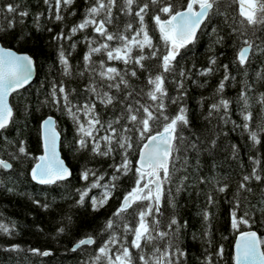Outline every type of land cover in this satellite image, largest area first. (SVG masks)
Listing matches in <instances>:
<instances>
[{"label":"trees","instance_id":"16d2710c","mask_svg":"<svg viewBox=\"0 0 264 264\" xmlns=\"http://www.w3.org/2000/svg\"><path fill=\"white\" fill-rule=\"evenodd\" d=\"M173 2L182 5L186 0ZM10 3L19 4L20 10H27L29 16L20 23L21 18L16 15L15 27L8 28L13 14L6 11L0 13V26L4 28L0 31V43L5 48L28 54L34 61L36 74L28 87L12 95V122L7 130L0 133V159L13 164L12 169H0V224L6 225L10 230L9 233L0 232V264H91L98 247L110 234L104 231L106 222L114 218L113 214L119 208L123 197L134 187L136 161L141 145L135 142L134 137V147L128 154L132 170L127 175L117 174L119 178L114 182L116 187L112 189L111 198L102 208L93 211L91 197L100 199L105 191L103 187L91 189L84 203L78 204L80 191L95 179L90 176L85 181L81 179V173L85 169H91L97 176L103 175V180L100 181L102 185L109 184L114 171L110 165L119 163L121 155L117 150L113 154L114 158L99 157L92 154L90 147L79 148L77 122L65 111L62 102L60 105L52 103L53 85L63 84L69 93V99L78 106L87 100H93V94L85 89L93 82L98 87L104 83L97 74L99 62L103 60L106 66L118 69L127 67L129 71L135 68L137 76H129L130 83L136 91L141 88L147 91L146 77L160 71L159 61L145 60L146 68L140 69L134 64L125 65L120 60L109 61L106 53L102 52L92 56L94 64L91 68H95L97 72H93L91 68L85 71L83 57L89 50L88 40L95 39L96 43L92 45L95 47L104 43V39L94 33L91 27L78 31L71 39L56 40L54 37L61 32L65 36L70 35V29L84 18L91 0L88 3L86 0H75L71 7L62 8L63 21L49 19V16L54 15V9L49 12L43 0H0V8ZM118 3L122 5L123 0H118ZM237 11L236 4L230 5L229 0H221L220 14L212 15L206 21V26L202 25L194 42L181 48L176 58V67L187 74V78L183 80V91L186 95L182 103L187 108L191 127L184 130V136L188 141L197 142L196 149L190 148L187 142L181 145L180 159L175 165L177 170L172 174L171 182L164 185L167 199L174 200L175 207H164L163 215L159 217L164 230H167V223L173 215L181 224L176 236L170 237L184 252L179 257V264H208L209 261L210 264H232L233 243L236 235L242 231L253 230L264 240V179L250 182L249 186L253 189L251 193L239 194L240 205L235 209L237 217L244 216L247 212L250 225L241 224L239 229H233L231 220L238 185L254 166L251 158L258 159L259 169L264 170V137L260 145L253 146L247 132L238 127L234 128L233 124L240 125L244 122L241 117L242 102L238 99L242 89L247 91L249 97V111L254 116L253 126L264 120V112L258 103L260 94L264 93V79L257 76V73L264 74V55L252 56L251 64L246 68L234 63L240 38L231 29H246V26L241 27ZM154 12L155 9L149 11L145 22L153 43L163 53L167 46L151 19ZM113 14V23L107 25L109 32H121L131 36L139 27L135 17L125 15L117 9H113ZM129 22L133 24V31L125 32V25ZM214 28L216 32H213ZM247 32L252 36V29H247ZM218 37H223V40L217 42ZM252 38L256 44H261L264 39V26H258ZM108 43L113 48L120 44L115 40ZM61 50L68 57L69 75L64 74V67L60 63ZM144 54H148L147 48ZM131 55H139V50L133 48ZM213 58L216 60L215 65L210 64V59ZM223 65H228L230 77H235L225 82L222 94L232 102L227 122L220 118L223 115L222 110L208 116L210 105L220 99L217 88L225 75ZM209 67L214 69L211 73L200 74ZM174 79H180L178 73L169 75L166 82L171 96L178 94L176 84L172 82ZM112 94L117 95L115 90H112ZM165 104L166 114L169 116L175 115L180 106L167 100ZM96 111L100 114V119L106 122L120 114V106L105 108L97 102ZM78 115L83 122V113ZM48 116L55 119L56 129L60 134L61 157L72 175L64 182L37 186L30 180L29 172L41 153L40 123ZM162 123L156 125L153 131L162 130ZM104 134L103 131L100 133ZM21 142L27 150V156L18 153ZM103 144L101 141L102 147ZM233 145L236 146L235 152ZM13 155L17 158L13 159ZM261 175L264 176V171H261ZM184 177L187 179H183ZM201 178H204V183L200 182ZM223 184L228 185L227 190L217 191ZM177 187L181 188L179 192ZM209 195L213 197L212 204L208 202ZM137 207L133 205V208L123 214L121 227L116 229L118 234H122L123 222L135 226L138 217L134 214V209ZM205 212L209 214L208 220L204 218ZM61 228L64 229L63 232L59 231ZM88 236L93 237L96 243L71 251L74 244ZM131 238L130 235L127 237L129 243ZM159 244L163 247L166 241H160ZM13 246L18 248L13 250ZM118 248L119 244L113 247V252ZM220 248H223L222 256L217 255ZM31 249H38L41 253L48 251L50 255L43 256ZM261 250L264 251V246ZM131 251L135 256L136 250ZM145 251H150V248Z\"/></svg>","mask_w":264,"mask_h":264},{"label":"snow or ice","instance_id":"6c2138e0","mask_svg":"<svg viewBox=\"0 0 264 264\" xmlns=\"http://www.w3.org/2000/svg\"><path fill=\"white\" fill-rule=\"evenodd\" d=\"M74 2L75 0H43V3L48 6L49 12H53L54 9V15L49 16V19L54 18L55 21H63L62 8L71 7ZM220 3L221 0H186L184 4L179 5L173 0H123V4L119 5L118 0H91L86 8L84 18L70 29V35L65 36L61 32L54 37L56 40L71 39V36L78 31L91 27L94 33L104 39V43L95 47L92 46L96 43L95 39L88 40L89 50L83 57L85 71H88L94 64L93 54L102 52L106 53L109 61L120 60L125 65L134 64L140 69L146 68L145 60L157 59L159 61L158 68L160 71L155 75L149 74L146 77L147 91L144 88L136 91L130 83L128 77L137 76L135 68L131 71L127 67L118 69L113 66H106L103 60L99 62L97 74L104 83L98 87L93 82L85 89L93 94V100H87L78 106L69 99V93L63 84L53 85L52 103L60 105L62 102L65 111L77 122L79 148L89 149L90 147L92 154L99 157L114 158L113 154L117 150L121 155L119 163L110 165L114 171L109 184L102 185L100 181L103 180V175L97 176L96 172L91 169H85L81 173V179L85 181H88L90 176L95 177V179L88 187L80 191L78 204L84 203L91 189L103 187L105 191L100 199L91 197L92 210L98 211L102 208L111 198L112 189L116 187L114 182L119 178L117 174L127 175L132 170V162L128 154L134 147V137L135 142L141 145L139 158L136 161L134 187L123 197L120 207L113 214L114 218L106 222L104 231L110 234L98 247L91 264H179V257L184 255V252L170 238L175 237L178 233L181 227L180 222L173 215L167 223V230H164L161 227L162 221L159 219L163 215L164 207L168 205L175 207L174 200L169 201L167 199L164 185L171 182L172 174L177 170L175 165L180 159L181 145L187 142L190 148H197L196 141H188L184 136V130L191 127L187 108L182 103L186 95V92L183 91V80L187 78V74L183 69L176 67L178 64L176 58L181 48L193 42L201 26H206V21L210 20L212 15L220 14ZM229 4L238 6L239 23L242 28L246 26L244 31L236 27L231 29L232 33H238L240 38L234 63L241 68H246L251 64L252 56L264 55V39L261 40V44H256L252 38L255 36L257 27L264 26V0H229ZM113 9L136 18L139 27L134 30L131 36L121 32L108 31L107 25L112 24L115 19ZM151 9H155L151 19L167 46L163 53L153 43V38L149 34L145 22V17ZM5 11L8 14H13L12 19L8 22V28L15 27L16 15L21 18L20 23H23V18L29 16L27 10H20L19 4L10 3L0 8V13ZM36 22L38 24L39 15L36 17ZM247 29H252V36L248 35ZM3 30V26H0V31ZM131 31H133V24L129 22L125 25V32ZM213 32H216L215 28ZM114 40L120 42L118 47L113 48L108 43ZM222 40L223 37H218L217 42ZM133 48L139 50V55L135 57L131 55ZM146 48L148 49L147 55L144 54ZM59 59L64 67V74L69 75L70 65L63 50L59 52ZM210 64L215 65L216 60L210 59ZM228 67V65H223L225 75L217 88L220 99L210 105L208 113V116L211 117L213 112L220 113L222 110L223 115L220 118L226 122L229 118L228 110L232 102L224 98L222 94L225 89V82L229 79H235V77H230ZM33 69L34 62L30 56L18 55L11 49L0 46V133L7 130L13 117L12 109L7 103V97L31 80ZM91 70L97 72L95 68H91ZM213 70L209 67L200 74L206 75ZM177 73L180 79H174L172 82L176 84L178 94L171 96L166 87V82L169 75ZM257 76L264 79V74L257 73ZM112 90H115L117 95H113ZM121 93L122 95H119ZM238 99L242 102L241 117L244 122L240 125L233 122L234 128L238 127L247 132L253 146L260 145L262 137H264V120L255 127L253 126L254 116L249 111L247 91L242 89ZM142 100L144 102H141ZM166 100L172 104L180 105L175 115L166 114ZM97 102L105 108L119 105L120 114L114 119L102 121L100 114L96 111ZM258 103L261 104V111L264 112V93L260 94ZM81 112L85 117L83 122L80 121L78 115ZM161 122H163L162 130L154 132V127ZM43 124L46 129L45 155L39 157L40 163L31 169V178L41 185H51L58 181L67 180L72 173L59 159L56 152V134L51 131V117L44 120ZM102 131L105 133L104 135H100ZM4 139L7 138L4 137ZM101 141L104 142L103 147ZM212 143L215 144V141ZM232 147L235 152L236 146L233 145ZM18 153L23 156L28 155L23 142L20 143ZM12 158L16 159L17 156L13 155ZM251 159H253L254 166L249 174L242 177L237 188L234 210L231 213L233 229H239L241 224L250 225L247 212L244 216L237 217L235 209L239 208L240 205L239 194L241 192L251 193L253 189L249 186L250 182L253 180L260 182L264 179V176L261 175V171L264 170L258 167L260 161L255 158ZM12 168V163L0 159V169L9 170ZM183 179L186 180L187 177ZM200 182L204 183V178H201ZM227 188L228 185L223 184L216 190L225 192ZM180 190L181 188L177 187V192ZM168 194H170V190H168ZM35 202L39 203V201ZM208 202L209 204L214 203L211 195L208 196ZM133 205L138 206L134 209V214L138 217L135 226L123 222L122 234H118L116 229L121 227L123 214L133 208ZM204 218L205 220L209 219L207 212L204 213ZM59 231L63 232L64 229L61 228ZM0 232L9 233L10 230L6 225L0 224ZM129 235L132 237L130 243L127 239ZM160 241H166L165 246L161 247ZM95 243L96 240L88 236L79 240L73 251L82 245ZM117 244H119V248L113 252V247ZM262 246H264V240H261L254 231L240 232L236 244L235 264H264ZM17 248L18 246H13V250ZM149 248L150 251L146 252L145 250ZM132 249L136 250L135 256L131 251ZM173 249L174 251H172ZM31 251L43 256L50 255L48 251L42 253L38 249H31ZM217 255H223V248L218 250Z\"/></svg>","mask_w":264,"mask_h":264},{"label":"water","instance_id":"95a60500","mask_svg":"<svg viewBox=\"0 0 264 264\" xmlns=\"http://www.w3.org/2000/svg\"><path fill=\"white\" fill-rule=\"evenodd\" d=\"M201 27H202V26H201ZM200 29H201V28H200ZM200 29L197 31L196 36H197L198 32L200 31ZM158 31H159V30H158ZM195 39H196V37H195ZM195 39H194V40H195ZM194 40H193V42H194ZM190 44H191V43H190ZM190 44H187L186 46H188V45H190ZM0 46H2L1 43H0ZM8 49H9V48H8ZM11 50H12V49H11ZM12 51H14V50H12ZM14 52H16V51H14ZM16 53H17L18 55H28V54H25V53H19V52H16ZM28 56H29V55H28ZM33 62H34V61H33ZM35 74H36V73H35V66H34L31 80H30L27 84H25L24 87L18 89V90L15 91V92H12V93L7 97V103H8V105H9V107H11L10 99H11L12 95H13L14 93H16V92H18V91H20V90H22V89L28 87V86L33 82V80H34V78H35ZM11 109H12V107H11ZM49 117H51V116L46 117L44 120L48 119ZM51 119H52L51 131L55 132V134H56V152H57V154H58L59 159L62 160V161L64 162V165L68 168V166L66 165L65 161H64V160L62 159V157H61L60 148H59V146H60V134H59L58 130L56 129V122H55V119H54L53 117H51ZM44 120H42L41 123H40V132H39V133H40L41 153L36 157V162H35V164L33 165V167H34L37 163H40L39 157L45 155V150H44V139H45L46 129H45L44 124H43ZM145 142H146V141H145ZM139 151H140V149H139ZM138 158H139V153H138L137 160H138ZM136 166H137V165H136ZM33 167H32V168H33ZM32 168H31V169H32ZM69 170H70V169H69ZM29 177H30V180L32 181V183H34L35 185H37V186H47V185H41V184L37 183L36 181L32 180V178H31V170H30V172H29ZM69 178H70V177H69ZM69 178H68V179H69ZM68 179H67V180H68ZM64 181H66V180H64ZM64 181H58V182H64ZM56 183H57V182H56ZM51 185H54V184H51ZM122 200H123V199H122ZM121 203H122V201L120 202V205H121ZM119 207H120V206H119ZM246 231H253V230H246ZM254 232H255V231H254ZM255 233H256V232H255ZM256 234H257V233H256ZM239 236H240V233H238V234L236 235L235 240H234V243H233V247H232V264H235L236 244H237V242H238V240H239ZM257 236H258V234H257ZM76 244H77V243H76ZM76 244L73 245V247L71 248V251H73V248L75 247ZM82 246H85V245H82ZM82 246H81V247H82ZM77 249H78V248H77ZM261 251H262V250H261Z\"/></svg>","mask_w":264,"mask_h":264}]
</instances>
